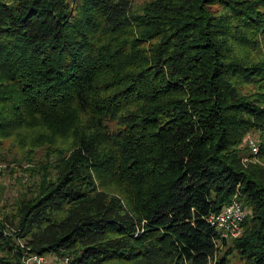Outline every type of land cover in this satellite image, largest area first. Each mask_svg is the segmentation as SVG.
<instances>
[{
	"label": "trees",
	"instance_id": "obj_1",
	"mask_svg": "<svg viewBox=\"0 0 264 264\" xmlns=\"http://www.w3.org/2000/svg\"><path fill=\"white\" fill-rule=\"evenodd\" d=\"M5 141L47 165L0 264H264V0H0Z\"/></svg>",
	"mask_w": 264,
	"mask_h": 264
},
{
	"label": "rangeland",
	"instance_id": "obj_2",
	"mask_svg": "<svg viewBox=\"0 0 264 264\" xmlns=\"http://www.w3.org/2000/svg\"><path fill=\"white\" fill-rule=\"evenodd\" d=\"M146 1L131 0L133 8L136 10H139ZM248 136L257 138L256 133L248 132L245 134L242 147L246 146V152L249 150L245 142ZM4 146V155L1 156L3 160L0 161V216L3 214L14 215L19 200L29 196L38 180L39 173L35 171L38 165H47L46 160H42L43 155L40 149L27 150L32 153H27V156L24 157L21 155V149L14 142L5 141ZM30 158L33 160H29ZM250 158L252 161H257L255 160V154H252ZM29 168H32V171ZM243 210L245 214L246 210ZM43 257L47 264H57L56 256L53 253H46ZM228 264H238L237 257L234 254L229 257Z\"/></svg>",
	"mask_w": 264,
	"mask_h": 264
},
{
	"label": "built area",
	"instance_id": "obj_3",
	"mask_svg": "<svg viewBox=\"0 0 264 264\" xmlns=\"http://www.w3.org/2000/svg\"><path fill=\"white\" fill-rule=\"evenodd\" d=\"M247 145L252 153L257 151V142L253 137L246 138ZM244 210L239 201L234 197L226 202L220 211L210 214L208 221L219 231L222 238L235 237L240 232V223ZM57 264H68V257H56ZM23 264H47L43 255L27 253L22 257Z\"/></svg>",
	"mask_w": 264,
	"mask_h": 264
}]
</instances>
